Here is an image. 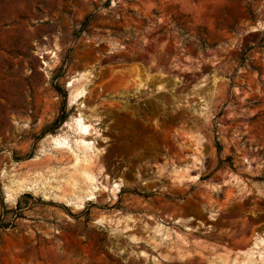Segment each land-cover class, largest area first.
Returning a JSON list of instances; mask_svg holds the SVG:
<instances>
[{"label":"rangeland","instance_id":"1","mask_svg":"<svg viewBox=\"0 0 264 264\" xmlns=\"http://www.w3.org/2000/svg\"><path fill=\"white\" fill-rule=\"evenodd\" d=\"M0 264H264V0H0Z\"/></svg>","mask_w":264,"mask_h":264},{"label":"bare ground","instance_id":"2","mask_svg":"<svg viewBox=\"0 0 264 264\" xmlns=\"http://www.w3.org/2000/svg\"><path fill=\"white\" fill-rule=\"evenodd\" d=\"M51 53H53V52H51ZM55 56H56V53L54 54V57ZM45 64L47 65V62H45ZM127 74L128 75L125 77V79H122L123 82L126 83L129 80H132L135 83V88L141 87V86H143V84H145V83L147 84V82L149 81L147 74L136 64H133L129 67ZM76 80L77 79L71 80L69 82V85H68L70 88H72L71 101H73L74 103L82 98V96L84 94V90H85V85L84 84L77 85ZM81 105H79L78 113L76 116H74L72 118V122L69 124V126L75 132L79 133L81 135V137H84L85 135H87L91 131V128L93 127L92 121L98 120V116H97L96 110L94 112L92 111L93 113H88L87 111H90V110L87 107H83V105L82 106ZM91 109H94V108H91ZM66 139H67V137H64L63 134H59L56 137H53L52 140L54 141L55 146L60 147V146H64L66 144L65 143ZM81 141L86 143V141L83 138ZM80 146H81V143L79 141H77V147H80ZM83 148H84V151L87 150L86 145ZM83 157H84L83 159H80L79 156L77 155L76 159L78 162L79 161H84V162L86 161L87 162L89 160L87 154L83 155ZM119 186L120 185L118 183H116V182L114 183L115 189H118ZM94 190H96V189H94ZM86 197H89V198L94 197V191L91 190L86 195Z\"/></svg>","mask_w":264,"mask_h":264}]
</instances>
